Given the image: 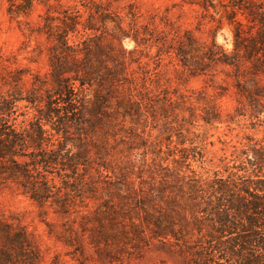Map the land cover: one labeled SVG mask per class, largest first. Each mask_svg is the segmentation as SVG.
Here are the masks:
<instances>
[{
  "label": "trees",
  "instance_id": "obj_1",
  "mask_svg": "<svg viewBox=\"0 0 264 264\" xmlns=\"http://www.w3.org/2000/svg\"><path fill=\"white\" fill-rule=\"evenodd\" d=\"M22 1L9 2L11 16L31 13L35 0ZM220 2L190 0L188 4L217 13ZM226 7H230L226 19L235 25L232 50L215 41L205 44L188 36L175 50L181 66L190 73L222 66L232 68L236 76L244 66L250 76L264 77V9L245 0H233ZM107 11L93 4L85 25L79 11L47 15L43 32L49 42L47 79L33 78L27 90L21 73L0 76V184L15 186L38 207L49 205L71 215V210L87 207V200H101L102 194L112 199L113 189L102 186L106 185L103 178L111 174L117 178V210L102 201L94 212L93 227L84 230L96 250L112 244L140 247L157 240L194 249L191 255L198 264H214L215 254L228 264H264L262 188L252 190L228 180L216 188L205 187L201 181L165 166L159 151H150L148 159L146 151L137 154L138 162L131 155L137 149L132 147L134 141L142 140L133 129L139 121L144 118L146 122L147 115L166 119L169 111L178 118L183 112L167 93L162 98L151 94L148 71L142 72L137 90L130 66L136 63L140 69V62L126 57L122 42L117 50L112 44L105 45L100 36L85 37L87 31L97 32L93 26L96 19L107 25ZM238 13L246 24L236 19ZM109 22L117 35V23ZM118 33L121 39L128 37L121 24ZM132 40L136 48L145 46V38L138 34ZM241 89L256 100V93ZM19 104L31 114H22L25 117L17 123ZM127 125L131 131L117 141V167L111 145L117 131L126 130ZM85 215L80 217L87 220ZM106 222L112 229L106 230ZM66 233L60 241L75 247L72 231ZM41 261V253L27 232L0 219V264Z\"/></svg>",
  "mask_w": 264,
  "mask_h": 264
},
{
  "label": "rangeland",
  "instance_id": "obj_2",
  "mask_svg": "<svg viewBox=\"0 0 264 264\" xmlns=\"http://www.w3.org/2000/svg\"><path fill=\"white\" fill-rule=\"evenodd\" d=\"M10 1L23 3L22 0H0V76H7L8 72L21 73L23 88L27 90L32 87L33 78L45 81L49 73V42L43 35L46 16H61L67 10L74 14L79 11L80 22L85 25L93 4L107 9L109 21L117 23V35L113 23L108 21L104 26L95 18L93 26L97 32L87 31L85 37L100 36L105 45L112 44L117 50L122 42L126 57L140 62V69L136 63L130 66L137 90H140L142 72L148 71L147 86L151 94L162 98L167 93L183 112L178 118L169 115V111L166 119L147 115L146 122L144 118L139 121L133 126L138 128H132L142 140L134 141L132 147L137 149H133L131 155L135 157L146 151L148 159L150 151H159L165 166L181 171L188 179L201 181L205 187L216 188L228 180L252 190L256 187L264 190V77L250 76L244 66L240 77L232 68L222 66H210L203 73H190L181 66L175 51L188 36L205 44L215 41L223 49L232 50L235 25L227 21L225 12L230 11L226 6L233 0H219L217 13L188 4L190 0H35L31 13L19 17L8 13ZM46 1L48 5H44ZM245 2L264 9V0ZM236 19L246 24L241 14L238 13ZM120 24L124 35L128 36L124 39L118 33ZM134 34L145 38L147 48L144 45L136 48L132 40ZM241 87L256 93V100L242 93ZM19 106L17 123L31 114L30 109L22 108L23 104ZM127 127L122 132L117 131L116 142L111 145L117 167V141L119 136H127L125 132L131 131ZM139 156H136L137 162ZM109 176L103 178L106 185L102 186L113 189L112 199L102 194L101 200H87V207L71 210V215L62 214L49 205L38 207L15 186L0 184V219L14 229L27 232L41 253V264H198L191 255L194 249L185 250L172 242L152 240L140 247L112 244L100 250L93 248L84 230L93 227L96 208L106 201L104 205L113 204L117 210V178ZM81 214H86L87 220L81 218ZM104 227L112 229L107 222ZM68 229L72 231L75 247L60 241L68 236ZM213 262L228 264L218 254Z\"/></svg>",
  "mask_w": 264,
  "mask_h": 264
}]
</instances>
